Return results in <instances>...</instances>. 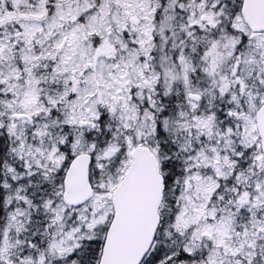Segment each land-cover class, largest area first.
Masks as SVG:
<instances>
[{"label": "snow or ice", "instance_id": "snow-or-ice-1", "mask_svg": "<svg viewBox=\"0 0 264 264\" xmlns=\"http://www.w3.org/2000/svg\"><path fill=\"white\" fill-rule=\"evenodd\" d=\"M0 264H264V0H0Z\"/></svg>", "mask_w": 264, "mask_h": 264}]
</instances>
